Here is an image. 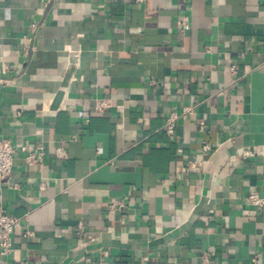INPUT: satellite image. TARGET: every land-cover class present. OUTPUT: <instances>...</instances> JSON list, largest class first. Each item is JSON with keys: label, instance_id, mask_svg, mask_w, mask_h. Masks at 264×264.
I'll return each mask as SVG.
<instances>
[{"label": "crops", "instance_id": "crops-1", "mask_svg": "<svg viewBox=\"0 0 264 264\" xmlns=\"http://www.w3.org/2000/svg\"><path fill=\"white\" fill-rule=\"evenodd\" d=\"M3 138L0 264H264V0H0Z\"/></svg>", "mask_w": 264, "mask_h": 264}, {"label": "built area", "instance_id": "built-area-1", "mask_svg": "<svg viewBox=\"0 0 264 264\" xmlns=\"http://www.w3.org/2000/svg\"><path fill=\"white\" fill-rule=\"evenodd\" d=\"M114 1H125V0H114ZM137 2H142L143 0H135ZM238 66L234 65L231 68V84H235L239 81L238 77ZM111 108V104L107 100H97L94 106V111L97 113H103L106 110ZM191 112V109L186 110V113ZM20 114V113H19ZM179 116L174 113L169 116L166 120L164 130L170 139H175L176 129H177V121ZM202 127L204 123L200 124ZM203 152L209 153L212 148L210 144H204L202 146ZM15 148L12 142L9 139H0V180H6L12 173V169L15 162ZM246 156L251 155L250 151L245 152ZM44 156V149L39 146L27 158V163L29 165H38L42 162ZM200 163L197 160H193L189 163V168L197 169ZM248 200L251 204L264 208V197H261L258 193H251L248 197ZM119 205H122L120 203ZM21 220L16 216L10 214L4 209H1L0 213V253L5 256L13 252V239L12 236L14 232L20 227ZM79 234H82L81 232ZM34 236L33 232H27L25 234L26 238H32ZM254 263H257V260H254Z\"/></svg>", "mask_w": 264, "mask_h": 264}]
</instances>
